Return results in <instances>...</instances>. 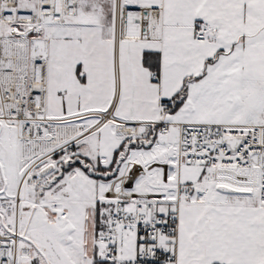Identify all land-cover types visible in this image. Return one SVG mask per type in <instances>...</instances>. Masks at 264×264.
<instances>
[{
    "label": "snow or ice",
    "instance_id": "1",
    "mask_svg": "<svg viewBox=\"0 0 264 264\" xmlns=\"http://www.w3.org/2000/svg\"><path fill=\"white\" fill-rule=\"evenodd\" d=\"M0 264H264V0H0Z\"/></svg>",
    "mask_w": 264,
    "mask_h": 264
}]
</instances>
